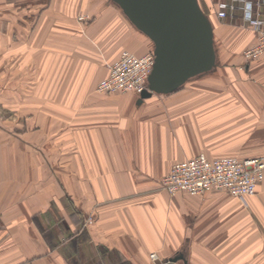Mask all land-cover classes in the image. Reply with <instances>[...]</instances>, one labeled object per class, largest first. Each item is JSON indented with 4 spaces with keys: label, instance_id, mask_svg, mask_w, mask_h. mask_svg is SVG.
<instances>
[{
    "label": "crops",
    "instance_id": "crops-1",
    "mask_svg": "<svg viewBox=\"0 0 264 264\" xmlns=\"http://www.w3.org/2000/svg\"><path fill=\"white\" fill-rule=\"evenodd\" d=\"M81 13L91 18L84 30ZM219 31L233 40H222L209 76L215 103L139 102L96 90L121 51L151 47L110 0H0V264L178 255L187 264H264V176L245 201L171 196L160 184L200 153L264 160V56L244 58L251 31ZM229 71L240 84L247 73V88L225 89Z\"/></svg>",
    "mask_w": 264,
    "mask_h": 264
},
{
    "label": "built area",
    "instance_id": "built-area-1",
    "mask_svg": "<svg viewBox=\"0 0 264 264\" xmlns=\"http://www.w3.org/2000/svg\"><path fill=\"white\" fill-rule=\"evenodd\" d=\"M211 9L221 22L239 19L255 34L256 43L244 52L246 60L264 56V0H211ZM154 55H136L128 50L107 64V75L96 86L102 94L132 92L139 95L147 86ZM264 176L263 158L241 160L236 157L208 158L197 156L176 162L161 178L162 189L174 196L183 191L202 196L211 192H226L241 201L252 197ZM87 218V225L90 223Z\"/></svg>",
    "mask_w": 264,
    "mask_h": 264
},
{
    "label": "water",
    "instance_id": "water-1",
    "mask_svg": "<svg viewBox=\"0 0 264 264\" xmlns=\"http://www.w3.org/2000/svg\"><path fill=\"white\" fill-rule=\"evenodd\" d=\"M153 45L154 62L139 102L168 95L216 66L214 31L198 0H110ZM178 255L158 264H176Z\"/></svg>",
    "mask_w": 264,
    "mask_h": 264
},
{
    "label": "rangeland",
    "instance_id": "rangeland-1",
    "mask_svg": "<svg viewBox=\"0 0 264 264\" xmlns=\"http://www.w3.org/2000/svg\"><path fill=\"white\" fill-rule=\"evenodd\" d=\"M199 2L207 10V14L210 15V21H211L212 26H213V31L215 30L214 33H217V35H216V42H217V44H216V42H214V44H215V50H216V55H217V52L219 51L218 48L221 49L222 40H233V38H230L229 39L228 34L226 35V34L223 33V35H222L220 33L219 29H220L221 26H224V27H227V28L234 27V28H238V29H241V30H249V29H247V27H245L241 23V21L239 19H233V20L230 19V20H226V21H223V22H221L220 20H218L215 17V14L212 11V9H211V12H210V10L208 8V6L211 8V0H199ZM90 19L91 18L89 17V15L84 14V13H81L80 14V16H79V22H80L81 30H84L86 28V26H89ZM150 46H151L150 48L152 49L153 48L152 47V44H150ZM219 63H220V60L217 63V59H216V64L218 65ZM213 70L211 72H209L208 75L207 74H203V75H200V76H198L196 78H193L192 80H190L187 83H185L182 86L181 89H179L178 91H176V92H174L172 94H169V95H157V96H160L159 97L160 103L163 104V105H166L168 103H172V104L173 103H176V104H180L181 106H183L185 104H190L192 106H199L200 103L203 102V101H205V100L208 101L207 102L208 104L215 103L216 98H215V93H214V89H213L215 87V84H214V81H212L209 78V76H211L210 74H212L213 72L216 71V70H214V71ZM246 74H244L245 75L244 77L241 74V77H243L242 78L243 81L240 84L239 83L240 80H238L240 78L239 75L232 74L229 71V75L228 76L230 77L229 78L230 81L227 80L226 84H224L225 89L228 90V89L233 88L234 82H235L234 85H236V86L238 85L237 86L238 88H247V78H246ZM231 82L233 83L232 85H231ZM202 84H205V85H202ZM205 86H208V87H205ZM222 98L225 101L224 104H226V105L231 104V102H226V100L229 99V96H227V93H225L224 94V97H222ZM241 100H244V97L241 98ZM197 146L199 147V144ZM245 147L247 148V146L243 145L241 148L244 149ZM228 157H231V156H228ZM88 219H90V221H91L89 224H93V218L89 216Z\"/></svg>",
    "mask_w": 264,
    "mask_h": 264
},
{
    "label": "trees",
    "instance_id": "trees-1",
    "mask_svg": "<svg viewBox=\"0 0 264 264\" xmlns=\"http://www.w3.org/2000/svg\"><path fill=\"white\" fill-rule=\"evenodd\" d=\"M199 1V0H198ZM199 4H200V7H201V9L203 10V12H204V14L209 18V20H210V15L209 14H207V10L201 5V3L199 2ZM208 8H209V10H210V12H211V8L208 6ZM126 19V18H125ZM127 20V19H126ZM127 22H128V20H127ZM129 23V22H128ZM130 24V23H129ZM131 25V24H130ZM132 26V25H131ZM132 28L138 33V34H140L141 36H143L144 38H146L142 33H140L139 31H137L133 26H132ZM147 39V38H146ZM148 40V39H147ZM148 42L150 43V44H152L149 40H148ZM152 47H153V45H152ZM149 52H152V49L150 48V50H149ZM261 59V58H260ZM182 88V87H181ZM181 88H179V89H181ZM178 89V90H179ZM177 90V91H178Z\"/></svg>",
    "mask_w": 264,
    "mask_h": 264
}]
</instances>
